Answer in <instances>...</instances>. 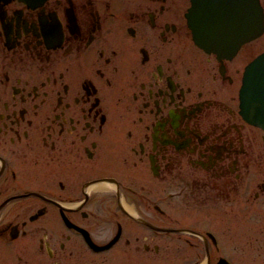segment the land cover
Segmentation results:
<instances>
[{
  "label": "flooded vegetation",
  "instance_id": "1",
  "mask_svg": "<svg viewBox=\"0 0 264 264\" xmlns=\"http://www.w3.org/2000/svg\"><path fill=\"white\" fill-rule=\"evenodd\" d=\"M246 1L207 0L247 36L224 53L194 40L199 0H0V264L243 259L264 218V130L238 95L264 0Z\"/></svg>",
  "mask_w": 264,
  "mask_h": 264
},
{
  "label": "water",
  "instance_id": "2",
  "mask_svg": "<svg viewBox=\"0 0 264 264\" xmlns=\"http://www.w3.org/2000/svg\"><path fill=\"white\" fill-rule=\"evenodd\" d=\"M246 2L250 3V0ZM191 9V13L203 16L199 19L189 16V25L193 29L197 44L206 49L224 51V53L234 51L240 45L244 38L243 34L234 36V41L228 40L232 37L224 35V28L206 19V14L214 11L208 6L207 0H199L198 4L193 2ZM259 28L261 31L262 24ZM239 95L244 117L264 129V52L245 67Z\"/></svg>",
  "mask_w": 264,
  "mask_h": 264
},
{
  "label": "rangeland",
  "instance_id": "3",
  "mask_svg": "<svg viewBox=\"0 0 264 264\" xmlns=\"http://www.w3.org/2000/svg\"><path fill=\"white\" fill-rule=\"evenodd\" d=\"M260 43L264 44V37L260 39ZM244 228L247 229L243 252L238 254L241 259L238 264H264V218L245 219ZM125 253V252H124ZM102 258V257H101ZM117 262L104 261L100 264H130L124 254L118 255ZM147 264H162L161 260H148Z\"/></svg>",
  "mask_w": 264,
  "mask_h": 264
}]
</instances>
